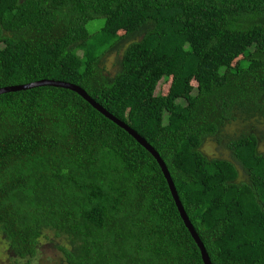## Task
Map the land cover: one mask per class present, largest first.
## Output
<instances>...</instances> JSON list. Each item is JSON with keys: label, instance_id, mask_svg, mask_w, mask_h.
Instances as JSON below:
<instances>
[{"label": "trees", "instance_id": "trees-1", "mask_svg": "<svg viewBox=\"0 0 264 264\" xmlns=\"http://www.w3.org/2000/svg\"><path fill=\"white\" fill-rule=\"evenodd\" d=\"M40 80L81 87L153 147L211 264H264L261 134H222L264 119V0H0V88ZM207 140L232 161L207 158ZM50 232L60 264H203L130 135L70 90L7 92L0 239L31 264Z\"/></svg>", "mask_w": 264, "mask_h": 264}, {"label": "rangeland", "instance_id": "rangeland-1", "mask_svg": "<svg viewBox=\"0 0 264 264\" xmlns=\"http://www.w3.org/2000/svg\"><path fill=\"white\" fill-rule=\"evenodd\" d=\"M102 23V20L95 23H89L88 29L94 30ZM117 56L115 52L105 56L102 60V66L104 72L109 76H112L117 71ZM167 83H161L157 86L156 92H161L164 94L166 92ZM261 123L256 122L255 120L251 122H245L242 119H237L225 126L223 133L225 136L232 137L233 135H238L241 132H246L252 129L253 132H260V141L258 144L259 152L264 153V119L260 120ZM202 152L207 156V158H224L231 160L230 152L227 149L226 143L222 142L218 145L216 142L207 140L202 148ZM232 161V160H231ZM234 163V162H233ZM239 169L238 165L234 163ZM62 242L59 238H56L53 232H50L46 236L40 238L37 253L31 259V264H60L62 255L58 250V245H61ZM21 260L14 257L9 251L6 244L0 239V264H19Z\"/></svg>", "mask_w": 264, "mask_h": 264}, {"label": "water", "instance_id": "water-1", "mask_svg": "<svg viewBox=\"0 0 264 264\" xmlns=\"http://www.w3.org/2000/svg\"><path fill=\"white\" fill-rule=\"evenodd\" d=\"M40 86H51L56 88H63L70 90L77 95H79L84 101H86L93 109H95L97 112H99L101 115H103L105 118L113 122L115 125L123 129L128 135H130L141 147H143L151 156L156 160L162 175L167 183L169 192L171 194V197L174 201V204L176 206V209L178 211V214L185 226V228L188 230L190 236L192 237L193 241L195 242L196 246L199 249L201 260L203 264H211L209 257L205 251V248L199 239L198 235L196 234L192 224L190 223L187 215L185 214L183 207L179 201L176 189L174 187V184L171 180V177L169 175V172L164 164V162L159 157L158 153L151 147L141 136H139L134 130H132L129 126H127L125 123L111 115L108 111H106L101 105H99L97 102H95L81 87L73 85L71 83L59 81V80H40L33 83H28L24 85H17V86H8L4 88H0V95L7 93V92H15V91H21V90H27L35 87Z\"/></svg>", "mask_w": 264, "mask_h": 264}]
</instances>
